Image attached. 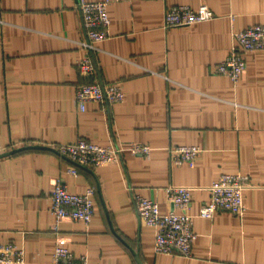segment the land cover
Returning <instances> with one entry per match:
<instances>
[{"label":"crops","instance_id":"1","mask_svg":"<svg viewBox=\"0 0 264 264\" xmlns=\"http://www.w3.org/2000/svg\"><path fill=\"white\" fill-rule=\"evenodd\" d=\"M77 1L0 0V241L23 248L24 264H53L56 216L48 194L63 178L71 192L96 189L89 224L64 219L57 231L88 264H264V49L243 54L237 82L215 72L233 34L264 23V0L113 2L110 35L97 43L89 76L77 68L85 38ZM177 4H205L213 17L164 27L166 6ZM113 81L121 82L124 101H88L79 109V84ZM78 138L142 142L152 151L86 166L54 148ZM178 145L201 149L192 165L170 163ZM222 173L242 176L245 209L200 217ZM169 185L193 188L197 237L189 257L156 253L154 230L135 211L132 191L161 212L172 209Z\"/></svg>","mask_w":264,"mask_h":264},{"label":"built area","instance_id":"2","mask_svg":"<svg viewBox=\"0 0 264 264\" xmlns=\"http://www.w3.org/2000/svg\"><path fill=\"white\" fill-rule=\"evenodd\" d=\"M118 0H78L85 38L79 42L83 54L77 61L78 72L83 76L95 73L93 53L98 49L97 43L107 38L109 34L110 17L109 4ZM213 17L212 11L201 4L197 9L187 4L166 6L164 10V27L189 26ZM234 45L225 59L215 67V72L226 75L234 82L242 76L246 67L243 54L247 51L264 49V23L254 24L233 34ZM125 93L120 81L108 83L88 82L78 85L75 101L80 110H84L86 102L96 101L113 104L122 102ZM61 154L68 156L77 164L86 166H100L117 164L122 154L130 152L149 158L152 148L142 142H131L127 146L116 144L99 145L86 138H78L69 143L55 145ZM201 149L192 145H178L170 148V163L172 165H192ZM0 155L1 151H0ZM70 174H76L75 167H69ZM132 189V188H130ZM192 189L185 185H169L165 188L166 199L172 209L161 212L159 204L139 192L132 191V200L138 220L154 230V251L163 254H181L189 257L192 246L197 237L195 232L194 214L189 212ZM133 190V189H132ZM96 192L90 186L84 193L68 190L63 178H56L48 194L50 210L56 216L52 230L56 233V243L52 255L53 264H88L86 255L76 256L66 238L57 233L58 223L64 219L82 221L88 225L93 214ZM242 176L237 173H222L209 186V198L202 205L199 216L211 218L216 211L226 210L234 214H241L245 209L243 201ZM25 251L12 242L0 241V264H24ZM245 264V263H229Z\"/></svg>","mask_w":264,"mask_h":264}]
</instances>
